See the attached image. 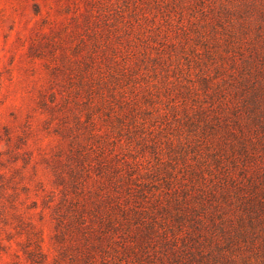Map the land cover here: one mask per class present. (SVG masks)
Here are the masks:
<instances>
[{"label":"rangeland","instance_id":"374dc122","mask_svg":"<svg viewBox=\"0 0 264 264\" xmlns=\"http://www.w3.org/2000/svg\"><path fill=\"white\" fill-rule=\"evenodd\" d=\"M0 264H264V0H0Z\"/></svg>","mask_w":264,"mask_h":264}]
</instances>
